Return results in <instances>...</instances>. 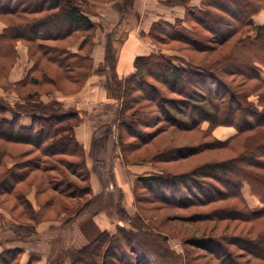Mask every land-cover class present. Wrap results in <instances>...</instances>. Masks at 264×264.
I'll return each instance as SVG.
<instances>
[{
    "label": "trees",
    "instance_id": "16d2710c",
    "mask_svg": "<svg viewBox=\"0 0 264 264\" xmlns=\"http://www.w3.org/2000/svg\"><path fill=\"white\" fill-rule=\"evenodd\" d=\"M87 1L0 0V19L8 22L4 32L0 34V58H7L6 55H9L6 69L11 62L13 65L17 60L16 43L18 40H22L28 45L32 58L36 53L40 56L41 73L46 76V79L43 80L30 74L16 85L32 83L31 79L34 78L33 82L36 80L37 82L33 85L41 84L40 86L46 89L45 92H50L54 88L65 92L77 89L76 84H78L80 76L75 73L80 69L84 72L89 71L92 67V57L86 50L91 49V38L97 29V24L85 11ZM188 1L167 0L171 4H186ZM204 1L206 3L200 4V6L189 7L187 14L190 17H195L200 25L211 33V36H216L214 41L220 44L230 40L229 35L225 36V34L233 30H229L231 24L219 14L223 13L227 18L229 15L236 17L239 12L242 20L245 15H248L246 24L254 32L249 34L246 40L238 41L235 47L241 45L239 50L234 49L232 53L224 54V58L219 56L222 58H217L206 65L194 61L177 64L173 59L156 53L138 56L134 60L133 71L125 78L141 76L140 84L143 87L141 91L146 92L149 90V86L143 82L142 77L146 69L157 80L165 83L169 90L179 94L182 98L173 97L167 99L168 102L165 100L164 103L158 101L157 107L170 121V126L179 127L188 133L200 129L204 137L195 140L194 143L197 141L199 144L202 143V150L205 149L202 152L203 156H209V152L212 153V156L196 166L187 169H183L182 166L179 168L172 162L177 158L186 159L200 147L196 145L193 147L192 145L174 146V149H169L163 156V160L168 162L169 166L166 169L164 167L165 170H157L152 174L138 177L136 185L139 184L138 189L140 188L143 194L153 195L156 201L176 200L179 206L184 207L196 204L193 202L195 199L202 205H208L236 198L241 200L243 207H222L213 210L208 215L219 219L226 217L228 219L255 220L264 217V180L261 191H257L250 180L251 178L246 174L256 172L259 176L264 177V95L257 101H250L249 95L244 93L240 85L234 86L232 81H228L223 76V73L234 77L241 76L247 79L244 82L256 80L264 84L262 74L264 24H257L253 21L254 15L262 8V5L253 8L245 0ZM261 1L264 5V0ZM158 24L164 26L165 31L168 30L172 33L171 36L175 35L179 39H186L197 51H204L211 47L207 43H201L193 34L186 32L185 26L181 23L161 20L156 22L154 27ZM80 39L82 42L79 50L73 52L69 46L74 45ZM51 63L55 66L49 67L48 65ZM154 65L158 67L157 70ZM141 67L145 69L142 71ZM4 68L3 64L0 67V83L11 85L12 83L8 79L9 74L5 76L1 71ZM156 73L160 75L161 79L157 77ZM122 89L127 90L128 88L122 86ZM156 92L159 94L157 90ZM122 93V100L118 108V127L121 126L122 114L127 110L124 91ZM30 102L29 105H21L0 96V139L9 143L29 145L40 153L42 152L44 157L59 153L65 154L70 149H77L83 155L81 167L87 171L88 179V184L83 190L85 193L82 191V194H89L91 192L90 171L86 157H84L83 145L76 138L75 128L78 125L65 122L68 118L79 115L80 111L67 109L60 101L47 103L40 99H34ZM24 116L31 118L30 124H25L22 121ZM140 118L141 116H138V119ZM122 121H124L127 130L132 131V123ZM204 122H209L211 129L219 125H231L237 129V133L229 139L220 140L214 136L209 127L206 129L201 127ZM145 124L146 126L150 125V123ZM129 135L140 139L141 142L146 139V135L140 134V130ZM209 137H212V142H207ZM116 139V145L121 147L119 137ZM157 140L158 138L151 137V142L155 141L156 143ZM149 143L148 140L145 145ZM159 148H161L160 145ZM165 149L155 150L156 152L153 151L155 153L151 152L152 155L147 154V156L151 160L156 159L164 153ZM120 152L122 151L119 150ZM40 156L42 155L40 154ZM135 161L143 162L140 158H136ZM40 166L33 164V167L25 168L20 165V162H16L13 166L6 168L0 176V193L10 194L17 189V186H26L28 181L31 183V177L36 175L31 171L35 168L41 170ZM245 184L250 185L252 193L257 195L263 204L259 211L250 209L243 194ZM136 192H138L137 188ZM41 193L44 194L45 189H42ZM45 198L46 196H43L41 199ZM143 199L136 193L137 206L140 209H143L140 204ZM29 203L34 207L30 201ZM34 211L35 213L40 212L35 208ZM63 213L68 214V211H63L61 214ZM30 220L32 221V219ZM42 221L45 220L40 222ZM120 231L119 237L112 238L106 235V230L101 231L89 244L71 253L69 264H111L122 259L123 264H155V257L161 258L158 264H166L164 256L168 246L164 239L160 241L163 248L161 251V248L155 244V240H149V237L139 233L141 230L120 228ZM223 239V237L201 235L192 241L195 245L216 254L220 258L221 264H250L249 261L237 259ZM232 241L247 251L250 256L264 262V232L256 238L237 237ZM20 251H23L20 247L4 248L0 253V264H12ZM33 257L39 256L31 255L26 264H32L36 260H33Z\"/></svg>",
    "mask_w": 264,
    "mask_h": 264
},
{
    "label": "rangeland",
    "instance_id": "374dc122",
    "mask_svg": "<svg viewBox=\"0 0 264 264\" xmlns=\"http://www.w3.org/2000/svg\"><path fill=\"white\" fill-rule=\"evenodd\" d=\"M199 1L200 4L206 3V1L204 0ZM245 1L248 2V4H251V7L253 8L259 6L260 4L262 5V8L259 7L260 9L256 13L258 17L254 15L255 17H253V21L255 23L264 22L263 1ZM191 2L192 0H189L186 4H171V2L168 3L166 0L165 3H167V5L183 6L185 8L184 17L181 19L173 20L171 22L181 23V25L185 26L186 32L193 34V36L198 38L201 43H207L208 45H211V47L204 49V51H197L195 50L196 48L190 45L186 39H179L178 37H175V35L171 36L172 33H170L168 30L165 31L163 29L164 26L158 24L154 27V23L152 26V32L148 33L147 37L155 46V51L151 52L150 54L156 53L162 56L169 57L173 59V61L177 64L194 61L196 63L206 65L210 64L212 61H215L217 58H224V54L232 53L234 49L239 50L241 45L235 47L238 41L241 39L246 40L247 36L254 32L251 31V28H249L246 24L248 15H245V18L242 20V17H240L241 14L239 12L237 13L238 16L236 15V17H234L233 15H226L227 18L225 17V14L218 13L219 15L223 16L225 20L228 21V23L231 24L229 30L233 31L226 32L225 34V36L229 35V41L221 44L217 43L214 41L216 36H211V33L205 30V28L200 25L195 17L188 16L187 11L188 8L192 6ZM134 3L135 0L128 1V4L134 5ZM255 4L256 6H254ZM213 10L216 12H220L216 9ZM0 22H3L4 24H6V26L8 25L7 20L0 19ZM110 32V34H113L111 30ZM110 34H108L107 36L108 42L106 41V44L108 45H105L106 48H104L106 49L105 61L99 63L96 66L95 60L92 58V67L89 71L84 72V70L80 69L77 71V73H75V75L79 74L80 76L78 84H76V91H80L79 102L84 105L86 104L87 106L92 105V100L90 96H87V92H94L97 88H104L103 90L109 93L106 96L107 99L104 101H107L109 103L107 107L108 110H106L107 114L103 117L106 121V126L104 127V129L109 126L107 124H109L112 119H115L116 125L113 124L112 126L113 131L115 129L114 138L116 139V137H119L121 147L116 145V143L114 145L115 149H113V151H122L119 153L120 160L118 162H123L124 164L131 166L141 165L145 168L144 172H139V174H136L135 177L130 175L127 178L128 181L126 182L129 185L128 188H130V190L128 189L130 203L127 202L128 200L126 199L125 194V198L123 197L124 200H120L123 201L121 203L123 206H121L118 201L116 203L115 201H113L110 206L105 205L96 209L89 208L84 204V201L87 198L85 197L86 194L84 195L85 192L83 191L85 186L88 184L87 171H85L81 167L83 155L79 151H77V149H70L65 154L59 153L44 157L42 152L40 153V151H37L35 148L29 145L9 143L0 139V176L3 172H5L6 168L13 166L16 162H20V165L25 168L27 166L33 167V164L41 165V170L35 168L31 171V173L36 174L33 176V178L31 177V183H29L28 181V184L26 186H17V189L10 194L0 193V243H3L5 246V242H9V239L12 238L15 239L16 244L23 243V238L28 230L32 229V227H36V225L40 223L41 220H60V217L65 216L64 214H61L63 211H68V215L80 211L81 215L78 218H87V216H91L93 214H107L108 212L110 215H116H112V217L115 219L112 218V228L106 229L107 236L109 235V237L111 238L119 237V235H121L120 228L134 229L138 231L141 230L139 231V233L144 235L145 237H149V240H155V244H157L161 248V251L163 248L160 244V241L164 239L167 242L166 244L168 246V249L166 250L167 252H165V261L164 259L162 260L166 264H221V260L216 254L211 253L209 250H206L203 247L195 245V243L192 241L195 238L200 237L201 235L223 237V240L228 249L234 253L237 259L246 262L249 261L250 264H264L263 261H259V259H255L254 257L250 256L247 251H245L232 241L237 237L256 238V236H259L260 233L264 232V217L255 220H242L228 219L226 217L219 219L217 217L208 215L213 210L222 207H243L241 200L236 198H229L220 202L202 205L198 200L195 199L193 202L196 204H193L190 207H184L179 206L176 200H168V202L156 201L154 200L155 198L153 195L151 196L150 194L146 193L143 194V191L140 188L138 189L139 184L136 185V180L138 177L152 174L157 170H165L169 166L168 162H165L163 160V156L169 149H174V146L183 147L184 145H192L193 147V145H196L200 147L198 148V150H194L192 155H190L186 159L177 158L176 161L172 162L173 165L178 166L179 168H181L180 166H182L183 169H187L200 164L202 161L210 158L212 156V153L209 152V156H203L202 152H204L205 149L202 150V143L199 144V141L194 143L195 140H200V138L203 139L204 137L203 133L200 132V129H198L199 131L188 133L183 129H180L179 127H172L169 125L170 121L165 118V115L157 107L158 101H163L161 103H164V101L167 99L173 97H182L179 94L169 90L165 83H162L160 80H157V78H155L151 73H148L149 70L147 71L145 68L141 67L142 71L144 69L146 71L144 72V75H142L143 82H145L149 86V90L146 92L141 91L143 88L140 84L141 76L130 79L125 78L127 74L121 75L120 77L118 76V78L116 79L109 78L107 76L108 68L111 69V67H114L117 61V58L114 57L115 55L111 54V49L115 47V43H112L111 36H109ZM96 37L97 34L95 33V35L91 38L90 43L92 44V47L95 44ZM99 39L102 40L105 38L101 37ZM26 46L28 45L26 44ZM92 47L91 49L88 48L86 50L87 52H90V54L92 52ZM15 50L17 52V60H15L13 65H11V62L10 66L7 69L6 66L8 63L9 55H6L7 58H0V67L3 66V64L5 67L1 71L5 76L6 74H10V71L19 59L20 53L18 52L17 48ZM22 56H20L21 58L19 60L20 65H24V67L26 66L27 68L31 63L26 75L28 76L32 74L31 76L33 77L38 76L39 78L45 80L46 76L41 73L42 61L40 56L36 53L34 56L32 55V58L29 52L28 61L26 60V57L24 55ZM223 65L224 63L221 65V69ZM48 66L54 67L55 64L52 65L51 63ZM133 67H135L134 64ZM154 67L156 68L155 70H157L158 67L155 65ZM156 74L157 77L161 79L160 75H158V73ZM223 76L228 81H232V84L234 86L240 85V88L244 90V93H247L249 95L248 99L250 101H257L259 100V98L263 97L262 95H264V84L260 83L259 81L248 80L244 82V80L247 79L241 76L234 77L228 75L227 73H223ZM185 77L187 79V76ZM33 79L34 78L31 79L32 83L29 82L23 85H16L18 82H11V85L0 83V87L3 91V94L7 96V98L21 105H29L31 104L30 101H33L34 99L42 100L41 98L43 95L53 92V90L50 92H45L46 89L41 87V84L33 85V83L37 82V80L33 82ZM122 86L128 89H125V91L124 89H122ZM54 90L56 91L59 89L54 88ZM156 90L159 92V94H157ZM123 91L127 100V110H125L122 116L120 114L121 126L118 127L117 119L119 110L116 109L115 111V99L117 98L119 101L120 99L122 100ZM110 94L111 97H109ZM82 98L84 99L83 101ZM42 101L45 102L44 100ZM102 106L105 105L102 104L101 107ZM87 110H90L88 111L87 116L82 115L80 112L79 115L65 120L66 124H82L81 122L83 116L85 117L87 122L92 123L102 116V112L100 114L99 111L95 112L91 109ZM138 116H141V118L138 119ZM122 120H125V122L130 121L132 123L133 132L131 130H127L126 126H124V121ZM145 123H150L151 126H146ZM201 127L203 129H206L208 127L210 128V124L209 122H204ZM99 128L100 126L97 127L95 137L96 135H103V132L99 134ZM214 129L210 128L213 134ZM139 130L140 134L146 135V139H144V141L142 142L140 141V139L129 135H133L134 132ZM151 137L158 138L157 142H151ZM147 139L150 143L145 145V142L148 141ZM207 140V142H212L213 139L212 137H209V139ZM101 142L102 139L97 140L98 147L100 146L99 143ZM159 145L161 148L158 149ZM163 149H165V151H163L164 153L160 154L158 157H156V159L151 160L149 156H147V154L152 155L151 152L155 153L156 151H162ZM83 153L84 157H86V151H84ZM40 154L42 156H40ZM94 156L97 160H99V155H96L94 153ZM136 158L142 159L143 162H136ZM43 167L46 168L44 169ZM164 167L165 169H163ZM248 173L246 175L251 178L250 180L253 183L255 189L257 191H261L264 177L259 176L256 172H250L249 174ZM110 177L111 178L109 179L111 184H109L113 185L115 177L114 175ZM106 179L109 181L108 177H106ZM249 186H245L243 188L245 196L248 199V205L250 206V209L252 211H259L262 207L259 203L255 204V202H253V195H251L249 191H247V187ZM109 187L111 189V193H116L117 190H114V187L116 186ZM30 188H32L30 192H32L33 190L35 191V203H33L27 195V192L30 190ZM136 188L138 192H136ZM42 189H45L44 194L41 193ZM82 191L84 192L83 194ZM136 193L138 197L144 198L143 201L140 202L143 209H140V207L137 206ZM43 196H46V198L41 199ZM118 196L122 197V195ZM28 200L33 204L34 207L31 206ZM106 202L107 201H105L104 204H106ZM114 203L116 205V208L115 206H113ZM34 208L36 211L40 212L35 213ZM197 214L200 215L195 216ZM204 214H206L207 216H205ZM30 219H32V221ZM23 253L24 250L20 251L19 255H16L12 264L24 263ZM39 257H33V260H36H34L32 264H42L41 262L43 258ZM64 257L65 259L68 257V262H70L71 255ZM64 257L57 256L54 259L49 260L48 264H63L65 260H63ZM151 257L154 258V256ZM155 260V264H158V262L161 261V258L155 257ZM123 262L124 261L122 259L112 262L111 264H123Z\"/></svg>",
    "mask_w": 264,
    "mask_h": 264
},
{
    "label": "crops",
    "instance_id": "0c3cea01",
    "mask_svg": "<svg viewBox=\"0 0 264 264\" xmlns=\"http://www.w3.org/2000/svg\"><path fill=\"white\" fill-rule=\"evenodd\" d=\"M166 0H135L134 5L128 4L126 0H88L86 13L91 18L93 22L97 24L95 39V44L92 47L91 57L95 60V65L105 61L106 55V44L107 36L110 34V30L113 34H110L112 43H115V47L111 49L112 55L117 58L114 67L108 68L107 76L109 78H118L121 75L128 74L133 71L134 60L138 56L149 55L151 52L155 51V46L150 39H148V33H150L154 23L158 21L171 22L176 19H181L185 15V8L183 6H170L165 3ZM89 3V5H88ZM192 6H200L199 0H192ZM132 5V6H131ZM258 17V15H255ZM254 16V17H255ZM257 24H264V22ZM127 26V27H126ZM6 24L0 22V34H2L6 28ZM126 28V29H125ZM103 35V36H102ZM104 37L105 39H99ZM82 39H80L74 45L69 46L73 52L79 50ZM108 42V41H107ZM106 45V46H105ZM112 47V46H111ZM16 48L20 53V56L24 55L26 60H29L28 46L22 41L18 40L16 43ZM15 63L14 67L10 71L8 79L10 82H19L27 77V71L31 63L24 67L20 65V57ZM23 57V56H22ZM22 69V70H21ZM264 77V67L262 70ZM104 88H97L93 92H87V96H90L92 100V105L87 106L86 104H81L79 102L80 91H62L53 90L49 94L42 96V100L49 103L50 101H60L67 109H76L81 112L82 115L88 114L87 109H91L95 112H102V116L96 121L89 123L82 117V124H79L75 128V134L77 140L84 146L86 151V162L90 171V183L91 192L85 197L86 200L84 204L87 207L96 209L103 207L105 205L110 206L113 201L115 203L118 201L120 204L125 198L130 203V196L128 194V176L133 177L138 175L139 172H144L145 168L141 165H126L123 162L119 163L120 160L119 151H113L116 144L115 129L113 131V124L116 125L115 119H112L106 129V121L103 118L108 110V102H104L109 94ZM3 91L0 87V96L12 101L3 96ZM85 95V94H83ZM111 97V94L110 96ZM84 99L82 98V101ZM116 109L118 110L120 101L116 98ZM104 104L105 106L101 105ZM100 105V106H99ZM87 112V113H86ZM115 116V115H114ZM22 121L25 124L31 123V118L24 116ZM100 126V133L104 135H96L97 127ZM112 128V129H111ZM112 131V132H111ZM105 132V133H104ZM237 133V129L231 125H219L214 129V135L217 139L226 140L234 136ZM110 135V136H109ZM114 135V136H113ZM99 147L97 146V140H101ZM112 146V148H111ZM99 155V160L94 156ZM112 153V155H111ZM114 175L115 183L110 185V176ZM108 177L109 181L106 179ZM112 180V179H111ZM110 183V184H109ZM109 186H116L114 190L116 193H111ZM245 186H249L245 184ZM244 186V187H245ZM243 187V188H244ZM117 188V189H116ZM247 191L253 195V202L261 203L259 197L252 193L251 188L247 187ZM124 192V193H122ZM35 191L33 190L28 194L29 199L35 203ZM245 196V193L243 191ZM118 195H122L119 197ZM124 197V198H123ZM248 203V199L245 196ZM106 204H104V202ZM115 208H116V205ZM118 204V203H117ZM249 204V203H248ZM121 206H123L121 204ZM80 211L71 213V215L63 213L65 216L60 217V220H50L43 221L28 230L24 236V241L21 244H16L14 238L9 239L10 241L0 243V253L3 251L4 247H20L23 248V264L29 261V258L33 254L43 258L42 264H48L49 260L54 259L59 256H70L72 252L90 243L101 231L112 228V214H93L87 216V218H78L81 213ZM115 219V218H113ZM56 231V232H54ZM14 243H13V242ZM19 243V242H17ZM65 257L63 258V260ZM68 257L64 260L63 264H69Z\"/></svg>",
    "mask_w": 264,
    "mask_h": 264
}]
</instances>
